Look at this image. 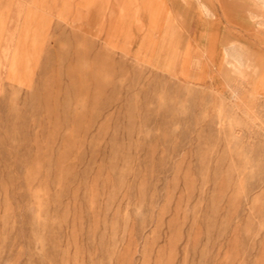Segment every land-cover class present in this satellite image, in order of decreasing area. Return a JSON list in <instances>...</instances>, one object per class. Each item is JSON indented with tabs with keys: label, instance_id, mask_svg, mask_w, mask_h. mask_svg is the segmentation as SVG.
<instances>
[{
	"label": "rangeland",
	"instance_id": "rangeland-1",
	"mask_svg": "<svg viewBox=\"0 0 264 264\" xmlns=\"http://www.w3.org/2000/svg\"><path fill=\"white\" fill-rule=\"evenodd\" d=\"M169 3L0 0V264H264V0Z\"/></svg>",
	"mask_w": 264,
	"mask_h": 264
},
{
	"label": "crops",
	"instance_id": "crops-1",
	"mask_svg": "<svg viewBox=\"0 0 264 264\" xmlns=\"http://www.w3.org/2000/svg\"><path fill=\"white\" fill-rule=\"evenodd\" d=\"M138 1L139 0H137V2ZM155 1L157 2V5L159 6V8L161 10V16L163 18H165L166 20L164 21V19H163L160 22H157L158 27H151L149 25V22H148L146 16L142 12H139V17H138L137 23H138V25L144 27V28L142 27L141 31L145 32L146 34H151L152 32H155V31L161 32L159 40H162V41L172 40L173 39L172 34L174 32V29H173V26H174L173 12L168 10V9H172V7H173L172 3L168 4V2L172 1V0H155ZM91 8L93 10V5L91 6ZM89 13H90V11H89ZM89 13H88V19L90 20V16L93 17V12L91 14H89ZM167 27L169 28V31H166ZM147 37H149V36H147ZM143 41H145V40H143Z\"/></svg>",
	"mask_w": 264,
	"mask_h": 264
}]
</instances>
